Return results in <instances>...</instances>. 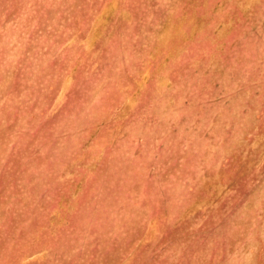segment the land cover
Here are the masks:
<instances>
[{"label":"rangeland","instance_id":"rangeland-1","mask_svg":"<svg viewBox=\"0 0 264 264\" xmlns=\"http://www.w3.org/2000/svg\"><path fill=\"white\" fill-rule=\"evenodd\" d=\"M0 264H264V0H0Z\"/></svg>","mask_w":264,"mask_h":264}]
</instances>
